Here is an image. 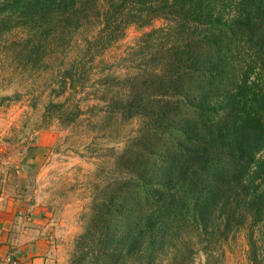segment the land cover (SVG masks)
Segmentation results:
<instances>
[{
	"label": "rangeland",
	"instance_id": "374dc122",
	"mask_svg": "<svg viewBox=\"0 0 264 264\" xmlns=\"http://www.w3.org/2000/svg\"><path fill=\"white\" fill-rule=\"evenodd\" d=\"M4 1L0 0V8ZM31 3L13 0L0 15L4 36L0 39V195L33 208L26 216L34 215L36 220L30 231L39 244L38 264H116L114 258H100L96 249L127 234L121 222L130 218L121 205L134 190L132 182L138 189L135 203L147 204L149 190H144L146 181L139 169L146 167L140 172L148 171L147 178L143 176L147 180L150 173L159 175L155 180L163 179L165 172L155 163L171 152L172 159L177 158L168 136L173 130L182 132L186 125L175 123L168 134L163 128L156 135L152 104L141 112L127 102L112 107L115 100L108 93V82L114 77L122 91L135 86L149 99L158 95L144 75L143 65L153 63L150 54L157 47L148 43L146 35L166 29L168 22L131 25L94 62L81 67L84 35L73 42L70 53L51 42L52 37L49 42L39 33L33 35L37 30L25 11ZM17 4L23 8L11 12ZM62 23L57 22L53 34ZM87 28L91 37L103 29L96 20ZM110 204L121 208L124 216ZM160 223L168 232L164 237V231L155 232L160 247L155 264H253L245 231H231L227 241L208 236L206 247L203 231L195 225H180L172 218ZM260 237L257 232L255 239ZM122 238L126 251L128 242ZM261 255L259 262L264 264ZM120 264H144V260L128 256Z\"/></svg>",
	"mask_w": 264,
	"mask_h": 264
},
{
	"label": "trees",
	"instance_id": "16d2710c",
	"mask_svg": "<svg viewBox=\"0 0 264 264\" xmlns=\"http://www.w3.org/2000/svg\"><path fill=\"white\" fill-rule=\"evenodd\" d=\"M12 3L5 0L0 15ZM18 8L23 7L17 4L9 10L17 12ZM25 11L37 30L33 35L39 33L49 42L52 37L51 42H58L57 47L66 53L72 51L77 37L84 35L81 67L94 62L131 25L148 27L159 19L168 22L166 29L146 35L148 43L157 47L150 54L153 63L143 65L144 75L158 95L149 99L136 92L135 86L122 91L114 77L108 82V93L115 100L112 107L127 102L141 112L152 104V110L158 112L149 110L156 119V135L163 128L168 134L175 123L181 128L186 125L182 132L173 130L168 136L178 156L172 159L171 148L167 156L158 157L155 166L162 167L163 179L155 180L159 175L150 173L147 180L148 171L140 172L146 167L132 170L146 181L147 204L135 203L138 189L132 182L134 190L121 205L130 218H124L128 221L121 222V228L128 232L96 249L100 258H114L120 264L122 258L132 256L144 264H155L159 247L155 232L164 231V237L166 229L160 221L172 218L180 225L192 224L203 231L206 247L208 236L214 239L219 235L220 240L227 241L231 231L247 232L249 257L253 264H261L264 0H32ZM95 20L103 29L91 37L87 27ZM59 21L63 25L53 34ZM3 37L1 34L0 39ZM63 84L67 86L66 81ZM115 209L124 216L121 208ZM257 232L261 237L256 240ZM121 238L128 242L126 251Z\"/></svg>",
	"mask_w": 264,
	"mask_h": 264
},
{
	"label": "crops",
	"instance_id": "0c3cea01",
	"mask_svg": "<svg viewBox=\"0 0 264 264\" xmlns=\"http://www.w3.org/2000/svg\"><path fill=\"white\" fill-rule=\"evenodd\" d=\"M0 195V264H38L39 244L30 231L33 208L23 201Z\"/></svg>",
	"mask_w": 264,
	"mask_h": 264
}]
</instances>
